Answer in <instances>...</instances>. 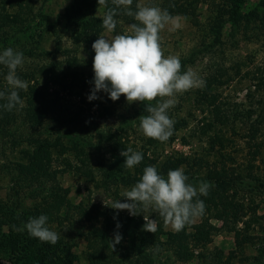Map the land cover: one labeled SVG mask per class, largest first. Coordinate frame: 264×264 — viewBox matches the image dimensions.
I'll use <instances>...</instances> for the list:
<instances>
[{"label": "rangeland", "instance_id": "374dc122", "mask_svg": "<svg viewBox=\"0 0 264 264\" xmlns=\"http://www.w3.org/2000/svg\"><path fill=\"white\" fill-rule=\"evenodd\" d=\"M137 4L168 11L178 27L159 33L164 54L204 81L177 95L166 142L139 129L143 102L112 101L103 91L88 100L92 44L138 23L124 8L107 33L108 6L98 0H0V54L23 53L16 74L27 82L23 106L6 110L1 101L13 89L0 65V214L13 219L1 226L0 264H264V0H133V11ZM46 67L65 70L67 85ZM127 148L142 153L145 166L127 168L120 154ZM147 166L165 177L182 168L197 187L209 182L208 195L198 196L203 214L177 232L152 212L158 230L151 233L142 230V213L105 206L126 202L121 194ZM61 201L57 214L51 206ZM48 213L47 226L60 235L55 245L19 230Z\"/></svg>", "mask_w": 264, "mask_h": 264}, {"label": "clouds", "instance_id": "9594fccd", "mask_svg": "<svg viewBox=\"0 0 264 264\" xmlns=\"http://www.w3.org/2000/svg\"><path fill=\"white\" fill-rule=\"evenodd\" d=\"M115 6L108 8L102 18V26L107 33H112L118 21V9H125V14L138 23L129 26L127 34H117L110 38L99 35L92 44L95 52L93 58L94 88L88 96L89 101L98 99L97 93L103 91L112 101H117L122 95L126 101L143 102L146 114L138 117L139 129L144 136L166 142L172 135L175 121L168 115V110L177 103L178 94L204 86V81L191 68L182 71L179 57L165 55L159 33L166 26L178 27L174 18L166 9L158 6L137 4L136 11L131 9L133 0H111ZM98 5L107 7V0H98ZM24 56L22 52L12 48L5 49L0 54V65L8 69L7 84L13 89L7 95V103L3 107L11 111L17 105L23 106L16 89L27 90V82L21 80L16 70L22 67ZM5 97L0 92V99ZM155 101V103H153ZM125 157L124 165L132 169L143 160L140 152L127 148L122 151ZM188 177L182 168L169 170L167 176L161 175L155 166H147L139 181L130 190L121 195L126 202L120 200L106 203L116 210H127L130 215L143 214L145 221L143 231L155 233L158 230L157 220L150 219V213L156 212L163 218L165 225H170L174 231H181L194 217L202 215L205 204L198 196H207L212 185L201 182L199 186L189 184ZM146 213V214H145ZM48 217L29 218L23 231L27 230L31 237L40 242L55 245L60 235L47 226ZM120 225L117 224V228ZM122 240L117 232L110 241L114 250Z\"/></svg>", "mask_w": 264, "mask_h": 264}, {"label": "trees", "instance_id": "16d2710c", "mask_svg": "<svg viewBox=\"0 0 264 264\" xmlns=\"http://www.w3.org/2000/svg\"><path fill=\"white\" fill-rule=\"evenodd\" d=\"M108 5V8H113L114 7V5L112 4V2L110 1V2H108L107 3ZM108 8L106 9V11L108 10ZM174 13H178V14H182V15H184V14H186L187 13V11L184 9V10H178V11H174ZM92 23H94L95 22V25L97 26V25H99V23L101 22H96L95 20H92L91 21ZM90 22V23H91ZM94 25V26H95ZM88 40L90 41V39L88 38ZM89 41H87V42H89ZM60 65H62V64H60ZM69 66L71 67V65L69 64ZM47 74H51L52 76L53 75H55V73H57V71L56 72H54V71H51V69L49 68V67H46V68H44L43 69ZM68 73H66L65 72V70H63L62 72H61V74H58L57 73V77L56 78H54L53 79V77L50 79V80H54V82H58V83H61V84H63L64 86L65 85H67V83H68V81H67V79H68ZM49 83H51V81H48L47 82V84H49ZM72 86L74 87V86H76L75 85V83H73L72 84ZM33 87H35V89L33 88L32 89V92L34 93V95H35V98H36V102H38V100H40V98H41V94H39V93H37V86H33ZM37 88V89H36ZM6 93H10V91H5ZM23 92V90H19L18 91V93H19V96H20V98L22 99V97H23V94L24 93H22ZM2 104L3 105H5L6 103H7V100H3L2 99ZM30 104H33V102H30ZM185 124H187V123H185ZM140 166H145L144 165V163H140L139 164ZM29 171H30V169H28ZM42 167H39V168H37V173H39V172H42ZM31 172L32 173H34L33 172V169L31 168ZM63 200V199H62ZM61 207H62V201L59 203V204H57V205H55V206H51V209H57V214H58V212H59V210L61 209ZM52 213V212H51ZM51 213H48L46 216L48 217V220H52V218H53V214H51ZM9 214H5V215H1L0 214V231H1V226H2V224H5L6 222L7 223H10V221L12 222L13 221V219L12 218H9V217H5V216H8ZM219 218H220V216H219ZM220 220H223V221H225L224 220V217L222 216V219H220ZM200 229V227H198V230ZM13 231V230H12ZM10 234H11V236L9 237V238H12V237H14V236H16V233L13 231V232H10ZM5 242V241H4Z\"/></svg>", "mask_w": 264, "mask_h": 264}]
</instances>
